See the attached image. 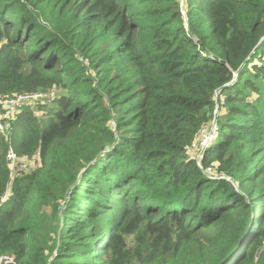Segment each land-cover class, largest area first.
I'll use <instances>...</instances> for the list:
<instances>
[{"label": "trees", "instance_id": "obj_1", "mask_svg": "<svg viewBox=\"0 0 264 264\" xmlns=\"http://www.w3.org/2000/svg\"><path fill=\"white\" fill-rule=\"evenodd\" d=\"M40 92L0 103V264H264V0H0V100Z\"/></svg>", "mask_w": 264, "mask_h": 264}, {"label": "built area", "instance_id": "obj_2", "mask_svg": "<svg viewBox=\"0 0 264 264\" xmlns=\"http://www.w3.org/2000/svg\"><path fill=\"white\" fill-rule=\"evenodd\" d=\"M48 96L46 93H35V94H30V95H18L14 98H9L7 100L8 103H10L13 107L14 103H17L18 105L19 101H22L24 98H29V97H44ZM219 98V102H218ZM22 99V100H21ZM214 99H215V105L212 111V116L211 120L208 124H205L201 126L199 129L198 133V140L195 141L193 144V147L195 148L194 155L196 159V164L202 169V171L208 175L211 178H216V174L213 171L212 167H208L206 169L202 168L200 159L202 156L203 151L206 149V147L209 145V143L215 138L216 132L218 130V120H219V114L224 108V98L219 94V91L216 90L214 93ZM8 126V125H7ZM3 124L0 123V129L3 130ZM25 157H20L18 156L11 148L8 150L6 154V159L9 163V177L12 179L15 175H19L23 170L27 169L26 163L23 161ZM8 194V193H7ZM7 194H4L0 200H4L7 197Z\"/></svg>", "mask_w": 264, "mask_h": 264}, {"label": "rangeland", "instance_id": "obj_3", "mask_svg": "<svg viewBox=\"0 0 264 264\" xmlns=\"http://www.w3.org/2000/svg\"><path fill=\"white\" fill-rule=\"evenodd\" d=\"M9 98H6L5 100H0V103H3L4 105H7L9 108H10V106H12L10 103H8L7 102V100H8ZM25 99V98H24ZM22 100V99H21ZM16 104L17 103H14V105H13V107H15L16 106ZM12 107V108H13ZM23 161L26 163V165H27V169H25V170H23L24 172H27L28 170H30L31 169V167L33 166V165H35V160L34 159H27V158H24L23 159ZM232 185H234V183H232ZM61 205H63V203H61Z\"/></svg>", "mask_w": 264, "mask_h": 264}, {"label": "water", "instance_id": "obj_4", "mask_svg": "<svg viewBox=\"0 0 264 264\" xmlns=\"http://www.w3.org/2000/svg\"><path fill=\"white\" fill-rule=\"evenodd\" d=\"M223 178H226L228 181H230L229 178H227V177H223ZM231 252H232V251H231ZM230 254H231V253H230Z\"/></svg>", "mask_w": 264, "mask_h": 264}, {"label": "clouds", "instance_id": "obj_5", "mask_svg": "<svg viewBox=\"0 0 264 264\" xmlns=\"http://www.w3.org/2000/svg\"><path fill=\"white\" fill-rule=\"evenodd\" d=\"M234 252H235V251H234ZM235 254H236V253H235ZM235 254L233 253V255H232V256L234 257V255H235Z\"/></svg>", "mask_w": 264, "mask_h": 264}]
</instances>
